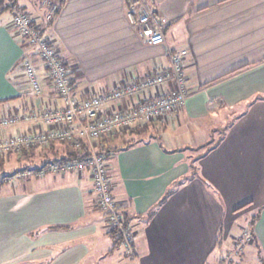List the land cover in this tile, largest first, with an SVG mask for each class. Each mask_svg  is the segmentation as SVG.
<instances>
[{
    "label": "crops",
    "instance_id": "0c3cea01",
    "mask_svg": "<svg viewBox=\"0 0 264 264\" xmlns=\"http://www.w3.org/2000/svg\"><path fill=\"white\" fill-rule=\"evenodd\" d=\"M40 1L0 0V118L39 105L25 80L27 58L39 67L44 95L56 96L45 64L11 26L16 3L73 67L79 96L166 68L169 52L187 48L192 93L170 119L151 122L180 144L183 135L198 139L199 130L202 144L221 134L194 172L162 134L129 148L135 138L128 133L99 142L113 195L137 230L133 254L108 232L89 168L9 178L12 187L0 188V264H220L246 228L244 216H251V244L264 264V0H147L170 19L164 45L145 43L129 22L131 0H54L59 10L51 21ZM32 130L20 125L6 133ZM72 149L53 140L21 152L26 165L36 156L43 165Z\"/></svg>",
    "mask_w": 264,
    "mask_h": 264
},
{
    "label": "built area",
    "instance_id": "2783aa9c",
    "mask_svg": "<svg viewBox=\"0 0 264 264\" xmlns=\"http://www.w3.org/2000/svg\"><path fill=\"white\" fill-rule=\"evenodd\" d=\"M131 3L127 17L132 26L138 28L143 41L164 45L170 19L156 14L147 0H131ZM42 5L46 9V20L51 21L59 4L53 0H42ZM10 9L12 28L32 46L45 64L46 77L56 96L44 95L39 67L32 58H27L24 61L25 80L39 98V105L32 104L25 112L0 118V128L32 125L33 130L0 137V156L20 152L24 148L48 146L53 140L78 150L82 143H87L91 147V157L53 162L49 172L81 173L89 168L108 232L121 243L126 253L133 254L136 228L126 220L113 195L109 165L104 156L94 150L96 141L128 130L141 121L175 115L192 93L185 72L189 50L183 47L174 53L169 52L166 68H157L144 76L128 75L109 90L100 92L89 88L85 96H79L73 81V67L64 62L58 48L43 34L33 16L17 4H11Z\"/></svg>",
    "mask_w": 264,
    "mask_h": 264
},
{
    "label": "rangeland",
    "instance_id": "374dc122",
    "mask_svg": "<svg viewBox=\"0 0 264 264\" xmlns=\"http://www.w3.org/2000/svg\"><path fill=\"white\" fill-rule=\"evenodd\" d=\"M40 2H41L42 8H44V6L42 5V0ZM53 2L56 3V1H54V0H53ZM27 9L29 12H31V9H29V8H27ZM45 11H46V9H45ZM8 128L14 129L15 126L14 127H6L4 129L0 128V137H7L8 135L12 134V133H8V134L6 133V130ZM199 131L201 133L203 132L202 130H199ZM169 132H170V130H169ZM179 132L180 131L178 130V133ZM158 133L162 134L163 141L166 143L167 147H169V148H184V149H180L178 151H173L172 153L180 152V153L184 154L186 156V162L189 164L192 162L198 161L200 155L205 154L208 151V149L210 148L211 144L213 142L217 141V138H219L220 134H221V133H218L216 135V138L213 137L211 139V141L209 140L205 144L198 142L199 140H201V139H199V134L201 135V133L197 134L198 139L193 137L195 140H193L192 136L186 137L183 135L180 138L181 139L180 141H183V142H182V144H180L179 142L170 141L169 137H168L169 133H167L165 130L161 129V131ZM146 137H147V135H145V138ZM99 141L98 140L96 141V146H95L96 149H94V150L100 154V153H102V151L99 149V146H98ZM190 142H193V143H190ZM201 142H204V138H202ZM36 157H38V159H36L33 164L26 165L25 156L22 154L21 151L20 152L19 151H13V152H10V153H7L5 155L0 156V182L6 178L14 179L16 177V178L26 179L29 177H36V176L44 175L46 172H49L51 163L59 162L57 160V161H51V162L44 163L43 165H40V163L42 162V159L39 158V156H36ZM34 166H39V167H34ZM42 171H44V172L40 173ZM66 173H68V172H66ZM108 175H110V174L108 173ZM109 180H110V176H109ZM6 181H3L1 183V186H0V188H2L4 193L6 192V190H9L13 185V183L12 184L7 183L8 181L7 182ZM110 184L112 186L111 181H110ZM220 196H221V194H220ZM220 196H219V198H220ZM246 217L247 216L241 217V219L239 221V223H241L242 226H245L246 228L244 230H242L241 234H238L235 237L234 245H233V248L231 249V252H230L231 255L222 259L220 264H261L260 259L256 256V248H255V246H253L251 244L253 239L251 237L250 231L248 230L249 229L248 224H249V220L251 219V216H249L248 218H246ZM245 219L248 221L247 224L242 223V220H245ZM136 231L137 230H135V232ZM231 261H235V262L232 263Z\"/></svg>",
    "mask_w": 264,
    "mask_h": 264
},
{
    "label": "trees",
    "instance_id": "16d2710c",
    "mask_svg": "<svg viewBox=\"0 0 264 264\" xmlns=\"http://www.w3.org/2000/svg\"><path fill=\"white\" fill-rule=\"evenodd\" d=\"M59 10V9H58ZM156 14H158L155 10H153ZM159 15V14H158ZM169 25H171V23L168 24L167 28L169 27ZM155 121V120H153ZM157 121V120H156ZM162 128L159 127V124L158 123H155V122H151V121H145L143 124L141 123H138L137 125L131 127L130 129L128 130H125L123 132H120V133H128L129 135L132 136V138H135L133 140H129L126 144V146L124 148H129V147H132V146H135L137 143L139 142H142L143 139L145 138V135H147V140L146 141H149L150 139H153V138H159L158 140H161V133H158L161 131ZM156 132V133H155ZM118 133V134H120ZM116 135V134H115ZM108 137H111V136H108ZM107 137H104L102 139H100V141H103L104 139H106ZM99 141V140H98ZM99 141V142H100ZM43 147V146H42ZM44 147H47V146H44ZM33 148V147H32ZM27 149H30V148H24L22 149L21 151L23 150H27ZM180 149H184V148H175L173 150H170V152H173V151H178ZM200 149V148H199ZM91 149H89V146L87 145V143H82V147L78 150V149H75L73 148L72 149V152H71V155H69L68 157L66 158H62V159H59L58 161L60 160H64V159H70V160H74V159H87L89 157H91L92 155V151H90ZM104 156V158L106 159V155L105 153L102 151V153H100ZM204 154H201L199 158H201ZM57 161V160H56ZM190 166H191V171L194 172L196 170V165L194 164V162L190 163ZM48 173V172H46ZM57 173V172H56ZM8 180V178L2 180L0 182V185L3 181H6ZM169 192H167L165 194V196L162 198L165 199L166 198V195L168 194ZM258 218V215L254 217V219L251 220V224H250V227L252 228L253 225L255 224V221L257 220ZM127 219V218H126ZM129 220V219H128ZM250 228V229H251Z\"/></svg>",
    "mask_w": 264,
    "mask_h": 264
}]
</instances>
